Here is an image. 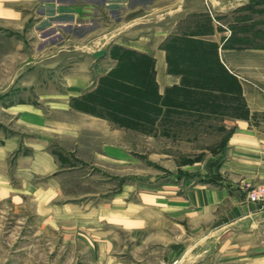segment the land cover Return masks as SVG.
<instances>
[{
  "label": "rangeland",
  "instance_id": "1",
  "mask_svg": "<svg viewBox=\"0 0 264 264\" xmlns=\"http://www.w3.org/2000/svg\"><path fill=\"white\" fill-rule=\"evenodd\" d=\"M0 2L16 12L10 17H0V101L4 100L3 94L12 88L15 76L31 66L23 63L27 56H34L43 48V54H54L69 41L70 46L63 47L64 52L55 54H64L73 62L76 57H88L94 48L91 42L98 46L97 39L102 38L101 59L108 55L115 63L112 70L123 51L141 53L129 47L131 43L127 41L142 37L150 42L157 41L159 6L169 11L177 8V3L172 0H162L161 3L158 0ZM210 7L211 10L204 0H184L180 10L166 18L167 27L177 21L176 30L166 37L163 44L167 67L171 68L174 75L180 76L178 85L166 89L180 87L184 90L159 94L153 66L154 83L163 100L148 119L143 122L129 120L133 127L125 128L107 117L84 112L116 127L119 130L116 139L113 135L100 137L87 133L86 142L81 143L80 151L77 144H58L77 165L85 169L71 175L70 184L64 190L66 199L79 198L77 203L94 207L109 204L112 199L117 200L119 207L133 203L134 215L139 217L134 229L141 228L143 224L150 226L148 236L151 243L141 248L130 243L123 224L111 225L118 231L121 247L114 250L115 257L118 261L122 259V264H180L179 258L168 255L164 250V247L169 246L168 241L173 242L174 233L179 235V227L174 224L172 217L168 218L165 213L159 215L164 210L159 200L173 198V193L183 199L180 229L183 246L189 245L190 240L185 235L196 230L198 225L205 226L207 217L206 213H201V216L191 219L190 192L205 184L213 188L221 187L222 183L217 182V178L222 180L233 176L237 179L231 170L222 169V163L231 157L229 139L239 122L246 121L249 125L257 122L262 126L260 129L264 130V0H247L238 8L220 13ZM185 40L207 43L204 51L209 56L201 61L212 65L214 71L219 72L206 48L215 45L219 66L232 75L224 66L226 61L230 69L243 78L239 80L232 75L239 83V93L226 81L218 83L217 87L197 89L193 85L189 89L192 86L184 84L185 78L194 80L198 76L193 74L194 70H190L188 61L182 58ZM100 78L87 91H93ZM32 81L39 82L41 79ZM56 81L48 83L49 91H59ZM18 82L19 79L15 86ZM20 98L15 97L14 100ZM115 118L125 120L121 115ZM98 146L103 149V157L93 161V151L90 149ZM109 149L119 151L118 159L109 158ZM258 186H264V183L250 181L240 190V198L252 203L248 193ZM252 204L264 206L263 203ZM227 209L219 208L213 215L221 217ZM30 210L28 207L0 202V264H100L93 242L101 231H113L110 225L84 222L69 231L59 223L52 229L49 225L35 222ZM143 215L146 220L141 219ZM199 218L203 223H197ZM79 226H84V229ZM261 226L260 238L256 233L247 238V247L249 244H264V225ZM162 231L171 232V235H167L168 239H160Z\"/></svg>",
  "mask_w": 264,
  "mask_h": 264
},
{
  "label": "crops",
  "instance_id": "2",
  "mask_svg": "<svg viewBox=\"0 0 264 264\" xmlns=\"http://www.w3.org/2000/svg\"><path fill=\"white\" fill-rule=\"evenodd\" d=\"M161 1L158 0L159 3ZM172 1L177 3L176 10H162L158 7L157 41L150 42L146 37L127 41L131 43L129 47L132 49L153 58L159 94L180 82V76L168 72L163 46L166 37L176 30L177 23L175 20L176 23L167 27L166 18L168 15H175L184 2ZM204 1L208 9L211 10L212 6L213 11L220 13L238 8L247 0ZM15 13L0 2V17H10ZM97 40L98 46L91 42L94 48L88 57H76L73 62L64 54H55L64 52L63 47H69V41L62 44L61 48L58 46L59 49L54 54H43L45 50L42 47L38 54L27 56V60L22 61L24 65L31 66L15 76L12 88L3 94L4 100L0 101V202L30 208L35 222L43 226L49 225L52 229L59 223L69 231L84 222L95 221L94 223L105 226L120 223L128 231L130 243L143 248L151 243V229L147 224L134 229V223L139 222V217L134 215L133 203L119 207L117 200L112 199L109 204L94 207L77 203L79 198L73 200L64 197L71 175L85 169L82 165H77L66 151L61 150L59 142L72 146L77 144L80 151L81 143L86 142L87 133L100 137L113 135L116 139L119 131L108 121L79 111L71 105L73 99L93 88L96 80L108 73L115 64L108 55L101 59L102 38ZM225 53L226 51L223 52ZM224 66L233 76L243 80L239 73L230 69L228 62L225 61ZM37 78L41 81H32ZM18 79L19 84L15 86ZM54 80H57V93L48 90V83L51 81L52 84ZM15 97L21 98L14 100ZM261 127L257 122L253 125L246 121L239 122L229 139L228 150L231 157L222 163V169L231 170L237 176L236 180L233 176L222 180L217 178L216 181L222 183L221 187L213 188L205 184L190 192L191 219L201 216V213H206L207 217L205 226L198 225L196 230L185 235L190 240L189 245L183 246V233L180 229L183 199L173 193V198L159 200L164 206L163 213L160 212L159 215L165 213L168 218L172 217L174 224L179 227V235L175 232L173 242L168 241L169 246L164 247V250L168 255L179 258L180 264H264V244H249L247 247L245 243L255 233L257 236L260 234L259 228L264 225V206L249 203L239 195L240 190L250 181L264 183V130ZM90 150L93 151L91 160L103 157L102 147ZM110 151L109 158L118 159L119 151ZM225 207L228 209L221 217L213 215L217 209ZM141 219L146 220L145 215ZM197 223L203 221L199 218ZM79 228L84 229V226ZM111 229L113 231H101L93 242L100 264H122V259L118 261L115 257L114 250L121 247L118 231L112 226ZM168 234L171 235V232L162 231L160 239H168Z\"/></svg>",
  "mask_w": 264,
  "mask_h": 264
},
{
  "label": "trees",
  "instance_id": "3",
  "mask_svg": "<svg viewBox=\"0 0 264 264\" xmlns=\"http://www.w3.org/2000/svg\"><path fill=\"white\" fill-rule=\"evenodd\" d=\"M205 45L207 43L185 40L183 47L185 53H181L182 58L188 61L190 70H194L193 74H197L198 77H195L194 80L187 77L184 84H191L192 87L189 89L193 88V85H196L197 89H204L217 87L218 83L226 81L227 85L239 93L237 80L219 66L215 45L206 48L212 57V63L219 72H215L212 65L201 61L205 56H209L204 51ZM122 53L117 57L116 66L99 79L96 88L93 91H86L77 99H73L71 105L79 111L98 117H107L118 126L132 128L129 120L143 122L148 119V116L155 112L158 106L162 105L163 97L158 94L154 83V60L149 55L131 50ZM168 72L172 73L169 66ZM184 86L188 89V86ZM182 89L184 90L180 87L166 89L165 94ZM188 95H191V92H188ZM113 114L121 115L125 117V120L115 118L117 115L112 117Z\"/></svg>",
  "mask_w": 264,
  "mask_h": 264
},
{
  "label": "built area",
  "instance_id": "4",
  "mask_svg": "<svg viewBox=\"0 0 264 264\" xmlns=\"http://www.w3.org/2000/svg\"><path fill=\"white\" fill-rule=\"evenodd\" d=\"M248 199L252 203L264 204V186L256 187L248 193Z\"/></svg>",
  "mask_w": 264,
  "mask_h": 264
}]
</instances>
